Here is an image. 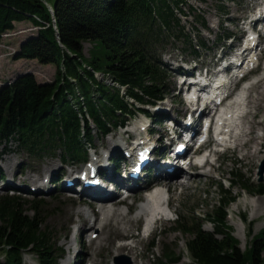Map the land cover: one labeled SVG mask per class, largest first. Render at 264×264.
I'll return each instance as SVG.
<instances>
[{
  "label": "trees",
  "instance_id": "trees-1",
  "mask_svg": "<svg viewBox=\"0 0 264 264\" xmlns=\"http://www.w3.org/2000/svg\"><path fill=\"white\" fill-rule=\"evenodd\" d=\"M184 4L185 0H0V42L16 23L37 28L13 59L55 67L50 83L23 73L0 87V146L14 140L31 155L53 149L61 151L64 162H80L87 158L93 128L106 137L136 114L161 122L166 115L154 116L146 106H156L168 93L161 59L168 41L187 40L179 18L185 15ZM85 43L92 46L88 58L83 55ZM198 48L190 47L195 57ZM233 177L230 191L220 184L218 203L204 219H182L176 228L190 237L186 251L191 264H264V231L244 252L226 227L229 208L237 200L232 190L264 197V189H252L238 173ZM31 210L32 215L26 214L17 196H0V247L5 253L0 264H22L26 253L35 256L36 264H58L50 233L41 230L44 221L36 207ZM205 224L214 232H207ZM182 258L167 250L161 264H179Z\"/></svg>",
  "mask_w": 264,
  "mask_h": 264
},
{
  "label": "rangeland",
  "instance_id": "rangeland-1",
  "mask_svg": "<svg viewBox=\"0 0 264 264\" xmlns=\"http://www.w3.org/2000/svg\"><path fill=\"white\" fill-rule=\"evenodd\" d=\"M186 4L182 6L185 15L179 14L181 20V25L185 29V34L187 35V40L181 38L175 43L173 40L168 41L165 49H163V55L161 62L165 66V86L168 89V93L165 96L163 102L157 103L156 106H146V109L154 113L157 109L164 107V109L169 112L170 109L173 111L169 112L171 117L181 116V114L187 111V105L183 99V93L185 86H182V78H179V69L184 67H195V66H206L213 65L219 60L221 53L227 54L232 52L230 49L232 43L237 44L238 41L243 38L244 31L242 28L243 19H248L251 15L256 12V6L260 5L263 0H185ZM255 11V12H254ZM202 22L207 24V27L202 26ZM37 28L33 27L28 22L16 23L11 31L5 32L1 36L0 42V87L4 84L13 81L19 74L31 73L39 83H50L54 79L55 67L53 65H41L35 60H18L13 59L14 54L18 51L19 45L28 37L35 35ZM231 37L230 40L228 38ZM201 41L205 43L202 47ZM191 45L199 46V56L195 57L191 54ZM89 43L83 45V55L88 58L89 51L91 49ZM262 56L258 59L256 63V71L251 74L248 81H251L258 77L260 79L264 76V43L261 44ZM162 53V52H161ZM228 54V55H229ZM187 70V69H186ZM95 78L100 79V74L95 73ZM257 80H255L247 93L246 99V117L250 116L248 119L251 121L254 119L252 134L247 139L250 141L254 137L262 136V127L259 128L258 123L264 121V109L259 110V115L255 116V110H253L249 104V95L252 91V99L258 97V93L264 90V82L259 84L256 89L252 90V87L256 85ZM254 84V85H253ZM262 86V87H261ZM261 87V88H258ZM183 88V89H182ZM239 89V88H237ZM236 89V91H237ZM140 106V105H139ZM184 107V108H183ZM251 118V119H250ZM243 121V120H242ZM128 126L127 129H138L144 123L148 121L143 117L142 114H136L133 118L127 119L125 122ZM256 123V124H255ZM151 128L158 129L157 133L153 137L154 140L163 135L162 131L167 134L168 130L166 125L157 127L154 124ZM92 143L91 146L96 149V152H102L105 146L109 145L112 137L116 140L125 141L126 135L123 134V130H115L110 132L108 136L101 137L96 130L93 128L91 131ZM120 135L122 138H120ZM252 135V136H251ZM124 136V137H123ZM156 138V139H155ZM259 144H258V143ZM256 142L250 141L248 148L243 151L236 152L234 149L228 150L223 153L221 161L218 160L217 166H221L219 172L211 173L209 175L203 174L200 179L197 172L188 174L186 178L177 177L173 181H177L180 184L182 181L189 180V185L187 189H182L178 187L176 191L173 189V200L174 208L172 207V218L169 220L164 219L158 225L152 236L149 238L145 234L141 233L142 224L141 222L137 227L138 222L132 221L137 218L138 204L128 201L127 206L124 209L130 207V214L127 217L128 221H120L121 225H114L117 227L118 232L130 231L127 233L128 238L117 239L119 234L115 233L116 238H113L115 231L110 228L106 230L103 240L99 241L101 247L107 246L114 249L115 245H120L124 243H131L136 246V253L142 254L143 258L137 260V264H161L164 259V253L168 250L173 251L177 255H180L182 260L179 264H191L192 260L190 255L186 251V242L190 239L189 235H185L182 232L176 231V228L181 227L180 221L182 219L191 221L192 218L204 219L205 215L210 213L214 209L215 205L218 203L220 198V184L223 185L224 190L230 191V183L234 179V174H240L245 180L246 184L251 186V188H262L264 189V172L261 173V167L264 163V139ZM250 145V146H249ZM258 152L255 158L252 157L250 162L246 161V155L250 150ZM98 150V151H97ZM10 160H14L15 166L11 168V173L15 175L10 177L8 175V165ZM220 161V162H219ZM65 163L67 166H63ZM8 164V165H7ZM80 168L81 164L79 161H63L61 151L58 150H46L39 154L31 155L26 149L21 147L16 141L11 140L5 146H0V172L2 182L0 181V196L1 195H14L21 199L23 203V210L26 214L32 215V206H35L37 212L42 217L43 225L41 230L47 229L50 233L51 242L53 243V249L55 251V256L59 257L57 261L58 264H69V255L71 260L74 257V252H69L67 241L75 238L77 248H80V254L76 263L80 264H91L90 255L95 251L96 247L99 246V242L96 246L94 242L89 243L91 238V232L82 235H76L74 232L76 228L83 226H90L91 222L86 219V221L78 220V211L88 210L89 207L81 205L80 201L86 199L85 197L68 192L67 190L60 187V183L55 186L50 184V190L42 194H34L23 186L29 184L27 181V176L39 177L41 181L44 174L47 173V168H52V170H62L67 167ZM71 169V168H69ZM50 173V172H48ZM40 175V176H39ZM203 176V177H202ZM209 176V177H207ZM44 179V178H43ZM69 179V178H68ZM11 180L13 185H9L8 181ZM38 180V181H39ZM21 182V183H20ZM25 182V183H24ZM37 182V181H36ZM17 185V186H16ZM65 185V184H64ZM144 185V184H143ZM4 186V187H3ZM21 186V187H20ZM26 186V185H25ZM175 187V183L172 184ZM29 187V186H28ZM6 188H15L17 193L10 194L7 193ZM233 195L237 197V200L229 208V217L226 227L233 233L234 237L239 242V249L242 251H247L251 246V241L253 237L259 235L264 231V197L263 196H253L248 192H243L239 188L232 190ZM140 194V191L137 195ZM135 195L136 198L138 196ZM73 199V200H72ZM256 199L258 207V214L255 216L254 209L252 206V201ZM88 200V199H87ZM73 201V202H72ZM98 207V206H97ZM131 219H130V218ZM82 220V219H81ZM179 220V221H178ZM84 223V224H83ZM87 223V224H86ZM130 223V224H129ZM100 222L96 227H99ZM109 225V224H108ZM204 229L207 232H214L211 224H205ZM118 236V237H117ZM129 239V237H133ZM123 240V241H121ZM155 242V248H152V242ZM83 247V248H82ZM98 251V250H96ZM103 250L102 257L100 259H106L108 264H115V261L111 258V252L109 255L107 251ZM4 252L0 247V262L4 261ZM89 254V256H88ZM107 256V257H106ZM128 259L129 256L121 255ZM119 257V256H118ZM117 258V257H116ZM22 264H36V258L32 254L26 253L23 255ZM98 264H101L100 260Z\"/></svg>",
  "mask_w": 264,
  "mask_h": 264
},
{
  "label": "bare ground",
  "instance_id": "bare-ground-1",
  "mask_svg": "<svg viewBox=\"0 0 264 264\" xmlns=\"http://www.w3.org/2000/svg\"><path fill=\"white\" fill-rule=\"evenodd\" d=\"M261 14L262 13H260L258 16L264 19V17H262ZM234 46H235V43H232L230 45V49H232ZM225 55H227V51H226ZM256 63H257L256 58L251 59V60H248L247 66H245L244 68L241 67V68L236 69L235 74L232 76L231 79L228 80V82H232L231 85L226 86L224 88V90H225L224 92H226V91L232 92L233 91V83H234L233 80H237L239 77H241V74H243L245 72V69L247 67H249V66H252L253 68L256 67ZM186 72L188 74L189 80H196L198 77L203 76V73L200 72V66H195L194 68L190 66V68L187 69ZM263 82H264V76L261 77L260 79H258L256 85L253 84L254 86L252 87V90L256 89L257 86ZM261 87H258V88H261ZM245 92H246L245 88L239 90L237 92L238 95H235L236 98L234 97L232 100L233 103H230L228 106H226L225 110L223 111V113L221 115V118L226 121V129L227 130H230L233 127L235 117L241 110L240 109V103H241V101L245 95ZM252 96L253 95H252V91H251L250 95H249V104H250L251 108L253 110H255V112H256L255 115L253 116V117H255V116L259 115V112H258L259 110H257V109H264V90L262 92L258 93V97L255 100L252 99L253 98ZM256 107H257V109H256ZM166 111H167V109L165 110L164 107L160 108L159 109V115L162 114V115L167 116L168 113ZM171 111H173V109L169 110V112H171ZM249 117L247 116L243 119V121L241 123V128H242L241 134L237 138H235L237 145L234 148V150L236 152L243 151L245 148L247 149L248 148L247 146L250 143V141H252V142L254 141L255 142L254 145L256 146L257 141L264 139V121L261 120L258 123V126H259V128L262 127V133H263L262 136L254 137L253 139H251L250 141L248 140V142H247L248 137L250 136V134L253 133L252 132V128L254 125L253 122H255L254 119L250 121L248 119ZM151 125H153V122L148 121L147 124L144 123L138 129L137 128L134 130L129 129V133L131 136H134L135 134H137L138 138L135 140L145 141L152 148V159L154 161L155 166L159 170V176H158V178H156V180H154V184L163 186L162 188L158 189L154 193H151V196L146 201V203L143 204L140 208H138L136 220L132 219V221L138 222L137 227H140L139 225L141 224L142 221L150 222V221L158 218L159 216H168V214H167L168 212H167V209L165 207V191H168V194L171 198V200L169 202V209L171 210V208L174 206V200L172 197L173 192L176 191L178 187H182V189H184V188L187 189L188 186H190L188 182L191 179V178H188V179H186L187 181H185V182L182 181L180 184H178L177 181L176 182L173 181L177 177H183L184 170L182 168L176 166L175 163H172V165H169L168 163H166L167 160H164V159L162 160V158L160 159L159 153H160V146L162 143H167V144H170L171 146H173L175 144V140L170 136L169 133L165 134L166 133L165 131H162V133H163L162 136H160L157 139L155 138L156 140H154L151 133L153 131L154 136H155V134L158 132L157 131L158 129L151 128ZM191 125H192L191 130L194 129L195 131L196 130L198 131V121L197 120L193 119V122ZM120 138H122L121 135H120ZM108 144L109 145L105 146L104 149H102L101 153L96 152L90 156V159L88 161V162H90V165H86L85 167H80V168H78V166H77V168L67 167V168L63 169L64 171H62L60 169L52 170V168L48 167L46 170L47 173L44 174V177H43L44 179L42 178V180L40 181L38 176L32 177L31 175H28L27 181L29 184H32V185H28V184H25L26 186L23 185L25 187V189L28 188L31 191V193L42 194V193L48 192L50 190L49 186H50L52 179L55 178V179H57V181L60 180V181H58V183H65V181L70 180L73 183V187H68L67 185H63L62 186L63 191L64 190H67L68 192L73 191L75 194H78V195L85 197L86 199L81 200L80 203H81V205H85V206L89 207L88 210L85 209L82 211H78V220L84 222V221H86V219H88L91 222L92 219L95 218V219H97L98 222H100L99 227H96V225L93 227H90V226L84 227L83 226V228L81 229V234H86L88 232H91L90 237H92V238H91L89 243L91 244L92 242H94V244H96V246H97L99 241L103 240L102 238L105 235L106 230H109L110 228H112V230L115 231L114 233H112L114 235L113 238H116L115 233L119 234L118 235L119 237L117 236L118 238L115 239V242L118 239H124L126 237L128 238V236H129V235H127V233L130 231H123L122 230V232H118L117 227L114 225V222L116 223V225L122 224L120 221L116 222V220H118V219L124 220L125 223L130 222L127 220L128 219L127 217L129 216V213H130V207H128L127 209L112 207V206H115L117 204V198H118V197H116L117 189L119 187H125V188L135 192V191L142 189L143 187L147 188L150 186V184L149 185L148 184H146V185L141 184L142 181H137V180L131 179L128 176V174H126V173H125L126 180H124L122 177V172L118 171L117 168L110 162L111 155L114 151L119 150V149H124V150L127 149L126 139L124 141V139L122 138V141L120 142L119 140H116L115 137H112L111 142ZM209 147H210V145H209ZM256 155L258 158L257 150L255 152L254 151L252 152L251 148H250V150L248 151V153L246 155V161L248 160V162H250L252 157L255 158ZM220 159H221V157H219V160ZM9 164L10 165L7 164L8 165L7 171H8V175L12 178L15 176V175H13L14 173L13 174L11 173V168L15 166L14 160H12V161L10 160ZM221 167H222V165L217 166V164H216V165L212 166L210 172L211 173L219 172L218 169L220 170ZM69 168H71V169H69ZM170 168H173L174 173L171 174L168 172V170ZM85 169H89L90 172H93L94 175H96L99 178V180L101 181L100 188H98V189H96V188L85 189V188L80 187L82 172ZM48 172H50V173H48ZM100 172H103L104 176H100ZM203 174L209 175V172H197V175L194 176V178L198 177V179H200L201 175H203ZM209 176H207V177H209ZM183 178H186V176H184ZM173 182L176 185L175 187L172 186ZM8 184L11 186V185H13V182L11 180H9ZM173 189H174V191H173ZM135 195H134V198L136 200H138L139 197L136 198ZM94 196L98 197L99 199L93 198ZM92 200H97L99 202L98 207H95V204L93 203ZM255 200L256 199H254L252 201L251 207L255 210L254 214L256 216L259 213L258 212L259 206H257L258 203ZM105 205H110L111 207L105 209ZM173 210H171V211H173ZM130 238L133 239L134 236L129 237V239ZM74 239L75 238L73 237L72 239L68 240L66 243V245L68 246L69 252L70 251H72V253L74 252L73 259L71 260L70 255H69V258L67 259L69 264L72 261L78 259V256L80 254V248H77ZM96 250H98V251H96ZM103 250L107 251L108 255H109V252L112 251L110 254L112 260H115L116 257L121 256V255L129 256L131 258V259H129L130 264H137V260L143 258L142 254L140 255V254L136 253V246L134 244L127 242V243H123L120 245H115L114 249H112L111 245L107 246L106 248H105V246L101 247L100 242H99V246L96 247L95 251L90 255L91 264H98L99 260H100L101 264H108L106 262V259L104 260L105 262L103 263V261H102L103 259L99 258V257H102ZM88 256H89V254H88ZM80 264H81V261H80Z\"/></svg>",
  "mask_w": 264,
  "mask_h": 264
},
{
  "label": "water",
  "instance_id": "water-1",
  "mask_svg": "<svg viewBox=\"0 0 264 264\" xmlns=\"http://www.w3.org/2000/svg\"><path fill=\"white\" fill-rule=\"evenodd\" d=\"M263 172H264V163H263V166L261 167V172H260L261 174L260 175H263ZM126 261H127V259L124 256H119L115 260L116 264H124V263L128 264V262L126 263Z\"/></svg>",
  "mask_w": 264,
  "mask_h": 264
}]
</instances>
